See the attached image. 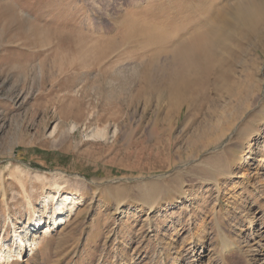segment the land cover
<instances>
[{
    "label": "rangeland",
    "instance_id": "rangeland-1",
    "mask_svg": "<svg viewBox=\"0 0 264 264\" xmlns=\"http://www.w3.org/2000/svg\"><path fill=\"white\" fill-rule=\"evenodd\" d=\"M248 3L0 0V253L16 251L31 224L40 235L47 220L34 251L14 264H264V52L234 68L252 96L240 110L259 131L251 151L236 121L227 139L195 155L185 111L158 151L157 103L119 104L135 95L151 55L187 49L194 32L211 49L227 34V15ZM77 42L106 54L81 60ZM75 102L80 117L66 116ZM239 107L227 99V119ZM218 156L233 159L232 175L218 177L220 186L201 182L199 162ZM142 184L163 188L153 210L138 195ZM68 195L76 200L59 225L54 197Z\"/></svg>",
    "mask_w": 264,
    "mask_h": 264
},
{
    "label": "bare ground",
    "instance_id": "bare-ground-1",
    "mask_svg": "<svg viewBox=\"0 0 264 264\" xmlns=\"http://www.w3.org/2000/svg\"><path fill=\"white\" fill-rule=\"evenodd\" d=\"M248 1V5L235 8L231 14L227 15V34L211 49L207 50L202 47L197 42V38L194 37V32L193 34L189 33L187 49L178 52L162 51L161 49L151 55L141 67L135 95L133 92L131 96L119 100V104L127 103L128 106L135 105L138 101H144L147 105L157 103L156 120L153 124L156 128L153 138H156L155 144H161L159 147H155L158 151L165 149L163 142L172 138L176 123L183 111L186 113L187 125L195 131V138L189 145L195 155L201 154L202 151L225 138L227 129L233 127L236 121H239L237 133L242 141H249V150L251 151L254 145L253 139L259 135V131L256 128L246 127V120L241 118L240 110H247L246 103L252 96L249 91L242 92L243 89L241 90L237 83L240 81L234 79V68L241 65L242 57L246 54L264 52V0ZM140 28L143 29L138 31L139 33L137 31L133 33L139 34L137 39L145 35L146 29ZM189 29L188 26H184L181 32L189 31ZM133 34L131 37L134 36ZM63 42L66 46H75L73 40L66 39ZM82 44L83 42L76 43V46L79 47V49L77 48V56L81 60L88 57H95L98 60L106 54L99 46H93L86 51L82 50L80 49ZM109 45L113 46L114 44ZM96 53L99 54V57ZM156 58L166 60L165 66L161 67V70L154 68ZM176 59L179 62L173 65ZM77 69H82V66H78ZM227 99H236L240 103L239 110L235 113L236 116L229 117V119H227ZM75 108L70 107L65 115L79 118L81 111ZM120 110L122 109L120 108ZM163 137L167 139L162 140ZM233 162V159L228 160V158L224 159L220 156L208 158L203 163L199 162V164L201 163V168L197 170L199 180L204 183L214 182L220 186L218 177L231 176L229 169ZM53 186L57 187L59 191L62 189V183L57 179L54 180ZM162 194L164 191L161 186L154 187V185L142 184L138 190V195L148 204L149 210L155 208L159 201L158 196ZM75 200L70 195L64 197L62 201L58 197H54L53 203L57 206L55 208L57 212L56 223L65 224L67 218H64V213L75 203ZM39 222L40 224L45 223V227H41L43 230L40 231V235L37 229L38 224H31L24 231V235L19 237L18 244L16 243V251L0 253V264H14V262L23 261L25 252L34 251L37 239L48 231L49 226L47 220H40ZM222 242L226 251L235 250L233 246L227 244L226 237L222 238Z\"/></svg>",
    "mask_w": 264,
    "mask_h": 264
}]
</instances>
